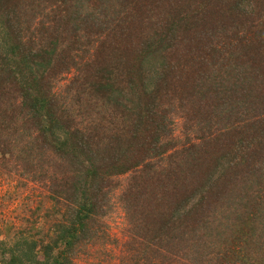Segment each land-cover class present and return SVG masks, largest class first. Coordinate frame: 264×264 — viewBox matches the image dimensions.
<instances>
[{
  "label": "trees",
  "instance_id": "1",
  "mask_svg": "<svg viewBox=\"0 0 264 264\" xmlns=\"http://www.w3.org/2000/svg\"><path fill=\"white\" fill-rule=\"evenodd\" d=\"M32 1L0 0V150L24 140L53 217L11 256L77 264L107 238L112 177L134 171L119 264H264V0H179L175 16L115 23L99 0H51L33 22ZM69 64L71 85L51 92Z\"/></svg>",
  "mask_w": 264,
  "mask_h": 264
},
{
  "label": "rangeland",
  "instance_id": "2",
  "mask_svg": "<svg viewBox=\"0 0 264 264\" xmlns=\"http://www.w3.org/2000/svg\"><path fill=\"white\" fill-rule=\"evenodd\" d=\"M99 2L102 3V7L98 8L97 4L94 11L96 9L102 10L104 19L110 21V23H115L119 18H122L124 10L134 15L132 19L140 18L143 16L142 13H152L153 15H149L148 19L154 20L166 15L175 16L177 7L181 4H187L184 2L179 3V0H126L129 3L121 0H99ZM31 4L37 8L32 9L33 11L36 10L33 22L42 18L47 20L48 17L44 14H49V9L54 6L51 0L32 1ZM188 4L194 7L193 3ZM184 7L185 5H183V9ZM24 8L31 13L27 7L24 6ZM29 15L32 16V13ZM50 19L52 21V17ZM132 19L127 15L125 23ZM81 54L84 61L85 53ZM69 65L70 70L68 71L63 68H57L59 70L56 72L52 71L51 92L53 91L60 95L67 89L68 85H71L73 75L78 70L72 64ZM110 98L112 99V96ZM104 102L105 100L102 99L103 104ZM177 103L178 101L176 100V106ZM179 111L174 113L173 109L167 113L172 119L170 127H172L171 134L177 142L175 147L180 146L185 139L183 136V118L180 114L181 111ZM108 118L112 119L111 117ZM175 141L174 143H176ZM18 142L9 152L0 150V264H20L11 256V249L16 248L18 243L23 241L25 237L31 240L38 237L40 232L43 234L53 217L52 215L48 216L47 209L53 206L54 201L46 187L36 178L37 175L32 176V172L26 171V165L22 160L24 159L23 153L21 152L22 148L26 146H23L24 140H19ZM134 173V171H128L112 177V184L107 192L110 209H107L105 215L101 218L102 226L105 227L108 234L107 238L103 244L97 242L93 244V247L87 249V253L76 257L77 264H90L92 262L94 264H119L122 242L126 239V234H128L130 227L129 220L123 209L122 197L128 191L127 189L134 179ZM138 210L141 213H137V223L139 227L143 226V229H145L149 222V217L147 214L142 216V210L147 209L144 206L142 208L139 207ZM221 219L226 224L230 223V221H227L228 217L227 219L226 217ZM138 240L139 237L136 236L134 244ZM205 241H207L206 238ZM15 252L19 251L16 250Z\"/></svg>",
  "mask_w": 264,
  "mask_h": 264
}]
</instances>
